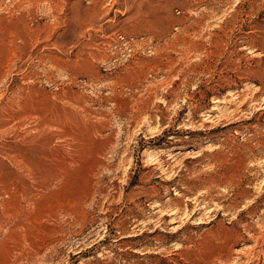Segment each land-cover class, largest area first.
I'll return each instance as SVG.
<instances>
[{"label": "rangeland", "instance_id": "1", "mask_svg": "<svg viewBox=\"0 0 264 264\" xmlns=\"http://www.w3.org/2000/svg\"><path fill=\"white\" fill-rule=\"evenodd\" d=\"M0 264H264V0H0Z\"/></svg>", "mask_w": 264, "mask_h": 264}]
</instances>
